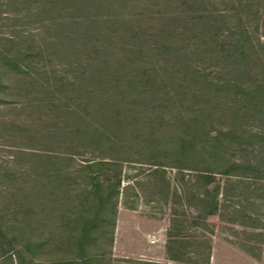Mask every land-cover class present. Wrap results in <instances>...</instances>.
Listing matches in <instances>:
<instances>
[{"label": "rangeland", "instance_id": "obj_1", "mask_svg": "<svg viewBox=\"0 0 264 264\" xmlns=\"http://www.w3.org/2000/svg\"><path fill=\"white\" fill-rule=\"evenodd\" d=\"M166 1L0 0V264L72 263L91 174L86 264H264V0Z\"/></svg>", "mask_w": 264, "mask_h": 264}, {"label": "trees", "instance_id": "obj_2", "mask_svg": "<svg viewBox=\"0 0 264 264\" xmlns=\"http://www.w3.org/2000/svg\"><path fill=\"white\" fill-rule=\"evenodd\" d=\"M168 1L164 0V3H167ZM83 2H80L79 4H76L75 6L78 7L82 4ZM188 6L186 8V11L184 13H188L189 11L191 12V15H195L194 19H196L199 15V12L196 11V3L195 1H192L191 5L189 6V0L187 5ZM76 10V9H75ZM77 12V11H76ZM171 14V15H170ZM168 15L170 16H174V17H168ZM179 15H183L182 12L178 11L176 13H169V14H165V16L167 17V20H174V19H181V18H176ZM186 16V15H184ZM183 17V16H182ZM199 19H201V17H199ZM75 20H80V24L82 25H86L87 27H90L94 24L95 20H93V18H91L90 16L86 17L81 15V17H76ZM88 30L82 31V32H87ZM242 35L240 34V40L237 41L235 44L239 43L242 40ZM234 44V45H235ZM86 46V45H84ZM231 47V46H228ZM235 47V46H233ZM99 55H103V52L99 51ZM24 56V55H22ZM7 61L9 63H12L11 60L7 59ZM88 65H87V69L91 70V69H95V66L92 64V62H94L93 59H90L88 57ZM14 69H18V67H16V65H14ZM23 75L29 79H31L27 74ZM27 83V82H26ZM34 84V83H33ZM40 85L41 88H43V85ZM88 87H90V85L88 84ZM92 93V92H91ZM89 95H92L89 93ZM95 135L98 136H104V134H102V131L98 128L93 132ZM85 135V134H83ZM37 155H35V157L37 159H46V158H50L45 156L43 153H36ZM73 155L72 157H76L75 155L77 154H71ZM30 156L32 157V155L30 154ZM72 159V158H71ZM68 160V159H67ZM70 160V159H69ZM85 163L83 164L84 166H90L92 164H94V160H86L84 161ZM200 173V179H203L204 181H207L210 183L213 182V177L214 175H221V176H227L229 175L226 171H222V172H217V171H213L211 169H206V170H202L199 171ZM51 174H53V172L51 170L47 171L46 175L44 174V176H48L50 177ZM61 174V172H60ZM62 178V182H69L72 183L71 178L67 175H60ZM46 177V178H48ZM88 180L90 181L91 185L90 187H88L90 193L91 191H94V200L93 202H90L89 206L92 205L94 206V211L92 212V214H90V218L85 219L78 227H77V232H76V237H75V243H76V250L78 255L73 259L74 261L71 263L69 262H65V263H59V264H86L89 262V260H91L93 258V255L88 254L87 250L89 248H91L92 246H94L95 242L104 238L105 236H107V234L109 233V231L107 230V227L109 225H113L114 228V222L112 224V220H111V216H114V213L112 212V206L110 203V196H106L105 194H103L102 192V188L101 186L96 182L95 177H92V174L88 176ZM69 184H67V186L65 187L67 189V187ZM209 198H212L210 196H208ZM213 208L210 210L211 213H209V215L214 216L215 214H217L218 210H217V203L216 201L213 202ZM116 215V214H115ZM100 234L103 237H97V234ZM98 248V247H96ZM95 249V248H94ZM100 254H98L99 256Z\"/></svg>", "mask_w": 264, "mask_h": 264}, {"label": "built area", "instance_id": "obj_3", "mask_svg": "<svg viewBox=\"0 0 264 264\" xmlns=\"http://www.w3.org/2000/svg\"><path fill=\"white\" fill-rule=\"evenodd\" d=\"M151 242H154V239H152Z\"/></svg>", "mask_w": 264, "mask_h": 264}, {"label": "crops", "instance_id": "obj_4", "mask_svg": "<svg viewBox=\"0 0 264 264\" xmlns=\"http://www.w3.org/2000/svg\"><path fill=\"white\" fill-rule=\"evenodd\" d=\"M141 256V255H140Z\"/></svg>", "mask_w": 264, "mask_h": 264}]
</instances>
